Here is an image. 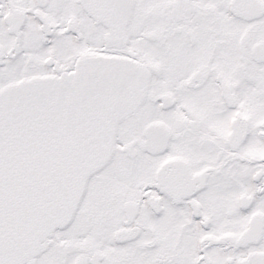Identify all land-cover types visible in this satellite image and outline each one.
Segmentation results:
<instances>
[{
    "label": "snow or ice",
    "instance_id": "obj_1",
    "mask_svg": "<svg viewBox=\"0 0 264 264\" xmlns=\"http://www.w3.org/2000/svg\"><path fill=\"white\" fill-rule=\"evenodd\" d=\"M0 264H264V0H0Z\"/></svg>",
    "mask_w": 264,
    "mask_h": 264
}]
</instances>
